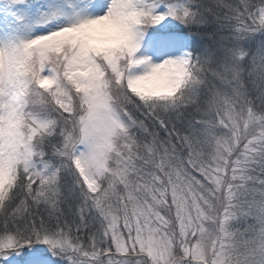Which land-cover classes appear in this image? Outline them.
I'll return each instance as SVG.
<instances>
[{"label": "snow or ice", "instance_id": "snow-or-ice-1", "mask_svg": "<svg viewBox=\"0 0 264 264\" xmlns=\"http://www.w3.org/2000/svg\"><path fill=\"white\" fill-rule=\"evenodd\" d=\"M81 3L64 0L60 11L45 7L41 0L0 2V264H116L89 257L98 248L113 246V235H108L113 222L104 206L111 203L109 210L118 215L127 213L130 204L133 211L137 206L135 182L129 184L125 176L126 158L153 146L154 127L169 133L187 120L195 130L202 123L195 119L202 105L215 107L217 114L231 111L239 97L224 93L214 81L229 85L239 81L246 60L249 75L264 79V42L255 53L234 45L221 47L219 56L198 55L189 49L187 39L178 36L180 24L191 29L210 22L231 28L239 38L264 35V0ZM92 8L101 14H87L86 9ZM220 8H227V14L217 11ZM36 12L44 24L56 25L54 30L31 35ZM153 28L156 31L150 34ZM201 35L189 31V38ZM192 107L195 113L189 111ZM239 107L241 116L251 110L260 117L264 137V90L260 108L247 99ZM116 135L122 143L114 150ZM181 139L189 160L200 159L196 139ZM109 153H114L113 163L106 166ZM260 158L264 160V143ZM92 167L95 176L89 173ZM197 168L207 172L202 159ZM192 173L205 183L200 172L192 169ZM100 175L106 178L100 181ZM260 195L259 202L235 210L237 215L253 216L257 223L239 234L248 239L233 250L230 264H264V190ZM58 198L79 203V211L72 215L81 220L70 223L56 215ZM41 204L46 205L43 212ZM85 208H100L108 226L100 220V229L79 235L85 227ZM90 219L95 222L99 217ZM123 219L130 235L136 233L134 238L150 223L147 216L145 224L135 226L130 216ZM178 264L190 262L181 259Z\"/></svg>", "mask_w": 264, "mask_h": 264}, {"label": "trees", "instance_id": "trees-1", "mask_svg": "<svg viewBox=\"0 0 264 264\" xmlns=\"http://www.w3.org/2000/svg\"><path fill=\"white\" fill-rule=\"evenodd\" d=\"M207 3H213V0H206ZM236 0H224V3L226 4H232L235 3ZM254 2H258V0H254ZM222 15L227 14L228 9L227 8H220L217 9ZM209 20L212 21L213 18L209 17ZM178 27L181 29V33L189 34V31L193 33H200L201 36H194L192 37L194 41H196V46L193 47V51H195L198 55H208L209 53H215L217 56L220 55V48H231L234 45L240 47V51L249 50L253 53L258 52L262 42H264V35L257 34L251 38L249 37H243L239 38L234 35L231 28L228 27H221L219 24L215 22L210 23H201V24H194L191 26V29L188 27H185L183 24L178 25ZM156 29L153 28L150 30V33L155 31ZM211 36V39L209 38ZM240 51L237 52V55L241 60L244 59L243 55H240ZM251 69V65L249 61H245L242 73L240 76V79L242 80V84L247 91V100L253 101L256 108L261 107V91L264 90V79L254 78L249 75ZM214 84L217 88H220L221 90L225 89V84H221L218 80L214 81ZM235 84V80L229 85L230 88H233ZM221 86V87H219ZM231 96L230 94H228ZM238 104L234 105L232 107V111H234V108H237ZM240 105V104H239ZM214 111H215V107ZM202 111L199 115L195 117L197 121H202V123H198L196 125L195 130L190 129L187 123V120L178 123L176 125L175 131H170L169 133H166L163 129L160 128H153L152 131L157 133V141L153 142V146L147 150V152H137L132 158H126L130 162L133 163V168L128 171V168H126L125 176L128 174L131 175V177L136 181L139 182L142 175H146L147 179L150 181V185L148 188V191L151 189V192L149 195L147 194L145 197V200L152 206H157L159 211V208L161 207V204H166L167 206L171 207V215L175 218V230L179 229L178 218H180L181 213L177 214V205L176 201H174V198H171V195L174 193L173 191H176L177 187L184 188L188 192H193L195 194L196 191H198L197 194V211L199 213L200 209L205 207V204L203 207L201 204L202 201V194L206 197L208 193H211L215 196L214 190L211 186L210 191H208L207 187V181L205 180V183H201L198 181V178L193 176L192 169H196V171L200 172L201 176L212 177V174L209 173L210 169H207V172L204 171L201 172L200 168H197V164L200 162V159L206 161V157H208V152L211 148V144L213 141V138H207L208 130H213V128H216L217 125L222 123L223 116L225 115V111L222 113L217 114L215 113L211 114V107L208 105H202ZM190 112L195 113L196 109L194 107L189 108ZM189 119H192L191 116L188 117ZM239 120L242 121L243 117H239ZM216 121L215 126H213L212 122ZM258 130V129H257ZM255 130L249 131H242L241 132V140L238 142L235 150L233 153H235L240 161L237 163H234L233 159H230V161L227 160L226 163H228L225 167V173H220L218 175L213 174V177H219V180L222 183V188L224 191L227 190L228 186L230 185L231 188V201L230 206L226 208V210L223 212L222 210L225 209L222 204L217 203L218 200L220 201V198L217 196L214 198L215 204H213L212 209L209 208L210 213L212 212V215L204 214L202 216V219L198 218L196 213L191 214V216H194V222L197 224V226L200 228V225H203L199 231H196L197 239L200 240L203 237L212 239L214 237V234L216 232H219V238L221 239L222 248L229 251V258L225 260L226 264H230L233 250L236 249L239 244H241L243 241L248 239V235H239L241 233H245V230L248 228L249 225L256 224L257 221L253 218V216L249 215L247 217L242 215L236 214V209L240 208L241 205H247L251 201L259 202L261 200V195L257 192L260 190H264V184H261L260 181L264 180V160L260 158V145L264 143V137L261 136L260 130H258V133L260 135L258 136L257 140L254 139ZM193 135L198 136V138H195L197 143L199 144V158L200 159H194L189 160V149L187 147V144L181 139V137H193ZM151 137H148V140L151 141ZM250 141L253 145V147L249 144L246 145V142ZM205 145L208 146V149L205 150ZM193 156L196 155V153H192ZM161 157H164L165 163L159 164L158 161ZM208 160V159H207ZM186 161H188L186 163ZM189 161L191 163L196 162L194 164H189ZM216 164L219 165V163L215 160ZM183 163V164H181ZM179 165V167H177ZM206 167H208L209 164H206ZM210 167H213V165ZM136 170V171H134ZM209 171V172H208ZM191 179H194V184L191 185ZM209 180V179H207ZM161 181L163 182L164 186L161 187ZM165 188V190H164ZM64 195V189L61 188V197ZM139 195V194H138ZM136 195V199L138 197ZM254 196L256 197L255 199ZM218 198V199H217ZM206 200L208 203L211 202L209 198L206 197ZM124 202H121V208H123ZM70 205H74V207H70ZM46 205L41 204L40 205V211L43 212ZM88 210V208H85V210ZM218 216L219 213H223V219L219 221V224L217 225L216 220H214V217L217 218L216 214L217 210ZM73 210L79 211V203L73 202V201H67L65 202L62 198H58V208L55 210L56 215H62V219H67L70 223L73 221L72 218L76 221H80L79 216H73L72 212ZM84 210V211H85ZM247 211V208L244 209ZM89 213H94L95 216H98L101 220H104L103 217H101V211L100 208H89ZM176 211V212H175ZM208 211L205 210V212ZM97 212V213H96ZM113 214H115L116 218L119 217V221L123 219L124 215H127L126 213L121 212L119 215L118 213H112L111 216L113 218ZM46 215V213H45ZM214 216V217H213ZM85 217V215H84ZM84 220V218H83ZM226 220V222H225ZM98 224H96L93 228V226H88L89 221L85 219L83 223L85 224V227L82 228L85 230L84 234L87 232H95L97 231V227H100L99 219L96 220ZM95 221V222H96ZM105 226L107 225V221L104 220ZM204 224H203V223ZM228 223L230 228H224L223 223ZM120 227L117 229L113 228V233H117L116 235H121L126 239V241H130L129 233L127 228H123L122 222L119 223ZM207 225V227L205 226ZM172 226L169 225L168 228H171ZM206 228V230H205ZM115 230V231H114ZM108 232H112V228H108ZM79 235H84L82 232L78 233ZM193 243V242H192ZM191 243V245H192ZM38 246V245H37ZM178 252L175 251L174 255L183 258L184 251L182 250L181 244L178 247ZM131 251L137 254L133 256V254L128 259H131V257H139L141 254H139L138 249L132 248ZM180 254V255H179ZM255 259L257 261L260 260L259 256H256ZM223 262V264H225Z\"/></svg>", "mask_w": 264, "mask_h": 264}, {"label": "rangeland", "instance_id": "rangeland-1", "mask_svg": "<svg viewBox=\"0 0 264 264\" xmlns=\"http://www.w3.org/2000/svg\"><path fill=\"white\" fill-rule=\"evenodd\" d=\"M2 2V0H0ZM75 3H81V0H74ZM41 3L47 7L48 5H52L53 7L59 9L60 11H64V0H41ZM81 6L82 3H81ZM39 7V5H37ZM87 14L89 15H95V14H101L100 9L98 8H92V9H86ZM31 35H39V34H45L46 32L50 30H54L56 25H53L51 23L44 24L39 19V13H34V18L31 22ZM156 31V30H155ZM154 32V31H153ZM151 34V33H150ZM179 38L181 39H187L189 49H193V41L194 39L191 37L189 38L188 35L178 33ZM191 49V50H192ZM225 89L221 90L224 93L230 94L231 96H238L239 99L234 104H238L234 108V111H225V115L223 116L222 123L217 125L216 128H213V130H208L207 138H213L211 148L209 150L208 146L205 145V150L208 152V157H206V164H209L207 169H210V172L212 174V177H207L206 181L207 183V189L210 191L211 186L214 190V195L211 193H208L206 195L207 198L211 200L210 203L206 200V197L202 194V201L203 203L201 206L205 204V207L200 209L199 213L197 211L198 205L196 203L197 201V194L198 191H196L197 194L193 192H188L184 188L180 190V188L177 187L176 191H173L174 193L171 195V198H174V201H176V209L177 214L176 216L181 213L180 218H178L179 229L175 230V218L171 215L172 210L169 212V209L171 207L167 206L166 204H161V207L158 209V205L152 207L146 200V195L151 192V189L148 191L150 181L147 179V176L142 175L139 182H136L131 175L126 176V180L129 184H132L135 182L136 188H137V206L135 207L134 211L132 209V205H129V211L126 213L128 216L131 217L132 225L135 226L137 223L145 224L144 217H148V221L150 223L146 224L139 235V238L136 237V233L132 232L131 235L129 233L130 241H126V239L121 235H116L117 233H113V228L118 229L120 227L119 223L122 222L123 228L128 229V225L125 223V220L122 219L119 221V217L116 218L115 214H113V218L111 216L112 213H117L114 210H109L113 208V205L111 203L106 204L104 206V210L107 212L108 219L112 220L113 226L112 232L108 235H113V246L111 249H103L100 248L97 249L96 255L94 257H89V259L94 261H100V260H111L116 262V264H143V261L147 260L150 261L151 264H178V261L181 259L184 262H190V264H209L210 261H219V264L225 263V260L229 258V251L226 249L227 247L222 248L221 239L219 238L218 233L214 234V237L212 239L203 237L200 240L197 239L196 231H199L203 225H200V228L197 226V224L194 222V216H191L192 212L196 213L198 218L202 219V216L204 214L212 215V212L210 213L209 208L212 209L213 204H215L214 198L217 196L220 198V201L218 200L217 203L220 202L222 206L225 207L223 212L226 210L227 207L230 206L231 201V194L232 190L230 188V185L228 186L227 190L224 191L222 188V183L219 180V177L214 178L213 174L218 175L220 173H225V167L230 161V159L234 160V163H237L240 161L239 157L233 153L238 142L241 140V132L242 131H249L255 130L254 139L257 140L258 136L261 133V129L259 128L260 124V117L255 115L254 113L249 110L248 114L245 116L240 115V107L239 104L243 103L245 99H247V91L245 90L242 80L239 79V81H235V84L233 88H230L228 84H225ZM221 87V86H219ZM220 89V88H219ZM233 105V106H234ZM232 106V107H233ZM211 114L215 113L214 108L211 107ZM239 117H243V120L240 121ZM260 130V133H258V130ZM194 138H198V136L193 135ZM122 143L120 140L119 135H116L113 137L112 144L113 149L115 150L117 144ZM252 146V143L250 141L246 142V145ZM110 155H113L114 153H109ZM208 159V160H207ZM215 160L219 163L216 164ZM208 161H211V163H208ZM188 161H186L187 163ZM108 163L112 164V161H109ZM127 168L128 171H130L133 168V163L126 159ZM159 164H164L165 159L164 157H161L158 161ZM196 162L189 161V164H194ZM183 164V163H181ZM210 165L213 167H210ZM107 166V165H106ZM195 169V168H194ZM111 169H109L110 171ZM196 170V169H195ZM136 171V170H134ZM200 171L204 173V171L200 168ZM199 181V179H198ZM195 180L191 179V185L194 184ZM200 182V181H199ZM164 186L163 182L161 181V187ZM165 190V188H164ZM260 194V190L257 192ZM256 197L254 196L253 199ZM218 199V198H217ZM141 205H144L146 207H143ZM205 212V210H207ZM89 210V208H88ZM87 209L84 211V220L87 219L89 221L88 226L96 227L95 225L98 224V222H93L90 217H94V213H89ZM217 210V209H216ZM176 212V211H175ZM97 213V212H96ZM158 213V215H157ZM217 216V213H214ZM101 217L104 218V215L101 213ZM171 217V219L169 218ZM214 217V216H213ZM74 220V218H72ZM223 219V213H219V221ZM81 220V219H80ZM83 220V221H84ZM100 218H99V224H100ZM214 220L217 221V218L214 217ZM107 221V220H106ZM159 221V223H158ZM226 222V220H225ZM223 223L224 228H230L229 222ZM203 223V222H202ZM204 224V223H203ZM171 225V228H168V226ZM174 225V227H173ZM207 227V225H205ZM101 227V226H100ZM100 227H97V229H100ZM203 228V227H202ZM206 230V228H205ZM115 231V230H114ZM83 234L85 230L81 229ZM101 239H107V236H102ZM193 242V243H192ZM192 243V245H191ZM181 244L182 250L184 251L183 258L175 256V251L178 252V248ZM43 244L38 245V247H43ZM138 249L139 254L141 256L139 257H131V259H128L127 257L135 256L137 253L132 252L131 249ZM131 254V255H130ZM180 255V254H179ZM49 256H51V253H49ZM215 256V259L213 257ZM55 259V257H53ZM226 264V263H225Z\"/></svg>", "mask_w": 264, "mask_h": 264}, {"label": "clouds", "instance_id": "clouds-1", "mask_svg": "<svg viewBox=\"0 0 264 264\" xmlns=\"http://www.w3.org/2000/svg\"><path fill=\"white\" fill-rule=\"evenodd\" d=\"M157 103H161V104H165V103H167V104H172V103H176V101H158ZM113 160V155H110V154H108V156H107V158H106V165L107 166H110L111 164L110 163H108L109 161H112ZM89 173L91 174V175H96V169H95V167H92V168H90L89 169ZM106 177L104 176V175H100L99 176V180L100 181H103L104 179H105ZM210 264H219V261H210Z\"/></svg>", "mask_w": 264, "mask_h": 264}]
</instances>
